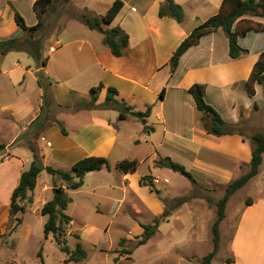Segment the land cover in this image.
Returning a JSON list of instances; mask_svg holds the SVG:
<instances>
[{
    "label": "crops",
    "instance_id": "0c3cea01",
    "mask_svg": "<svg viewBox=\"0 0 264 264\" xmlns=\"http://www.w3.org/2000/svg\"><path fill=\"white\" fill-rule=\"evenodd\" d=\"M35 1L0 0V41L27 36L28 32L16 22L15 12L18 11L25 18L28 26L37 24L39 18L34 10ZM114 1L107 2V9ZM123 1V8L110 26L108 25L109 28L119 25L129 34V45L121 56L113 54L105 43L103 32L91 29L72 17L65 19L60 23L59 28H56L58 38L55 43L50 44L47 54H44L47 58L44 65L25 50H15L0 55V99L10 100L1 104L0 108L8 110L12 122L21 125L19 132L14 134V141L10 144L23 148L9 152L10 144L0 143V146L9 153L0 159V205L3 206L0 216L2 226L0 235H4L12 227L11 221L14 216L11 214V195L19 184L22 172L28 170L33 161V153L28 141L17 142V139L34 125L35 121L37 123L33 130L32 141L40 150L45 165L69 170V167L71 168L76 161L84 157L105 156L109 159L110 165L101 170L117 169L122 172L121 184H117L118 188L125 187V181H129L132 188L143 192L144 187L140 185L142 174L138 167L144 158L124 157L122 160L137 159L139 164L134 171L119 170L117 164L122 160L114 162L111 157L117 148L124 146V134L111 118L96 114L109 108L104 106L109 86L118 90L116 99L124 100L135 110L145 111L148 105H152L148 125L149 119L157 114L161 121L159 125L162 126L165 135L164 140L159 144L151 142L153 139L150 132L151 130L155 132L156 128L150 125L148 137L132 135L128 137V141L136 145L151 142L154 156L155 154L159 156L158 161L169 156L175 161L188 165L187 155H197L196 152L201 150L208 152L213 150L216 153L214 155L223 157L222 162L212 163L201 158L200 154L197 155V160L199 164L206 166L209 172L218 174L230 172L233 174L234 169L241 168L242 153L246 156V162H250L251 141L241 134L209 133L204 127L205 118L209 116L197 108L188 89L194 83L206 84V100L214 107H217L216 102L208 99V91L211 90L212 85L218 88V92L221 90L224 97L228 88L230 90L233 88L232 91L244 88L243 92L246 93L245 84L261 53L264 52V31L250 30L246 35L239 36V44L247 48L248 53L237 58L229 54V39L225 31L222 28L212 31L181 56L179 65L172 72L170 59L177 47L195 27L218 13L222 9L224 0H176L185 11L182 22L172 16L159 14L166 0ZM82 8L94 11L85 5ZM241 19L264 23V16L246 14L237 20L235 29ZM51 46L55 49L52 50ZM11 55L12 62H7V58ZM39 71H43L50 81L49 92L53 102L51 105L61 108L56 120L63 122L67 133L63 132L56 120L52 124H46L50 119L49 116L43 117L42 121L38 119L44 103V89L38 83ZM29 81L35 83V89L30 95L20 96L19 90L25 89ZM101 82L104 86L98 94L97 106L77 110L80 105H86L91 101V88ZM260 86L264 88V83L255 84L254 99L257 98ZM162 90L164 97L160 96ZM148 95H151V100H147ZM255 103L258 104L257 101ZM231 104L234 111L237 110L231 123H238L243 117L240 112L250 111L248 107L250 105H244L236 98L231 99ZM80 114L87 116L83 115L81 118ZM143 131L146 129L143 128ZM173 136L177 137V140H174ZM41 140L46 143L42 144ZM173 150H181V152L175 153ZM40 176L41 174L35 189L28 192L33 196L34 201L39 199L40 192L50 189V186L45 184L40 191ZM103 186L97 184L92 189L97 190ZM108 187L110 190L115 188L113 185ZM51 190L50 198L47 196L44 199L42 207L53 197L54 186ZM152 205L155 210L158 208L157 212L163 209V205L161 206L156 200ZM247 207L241 217L240 227L232 235L229 258L233 261L223 260L220 264H264V195ZM164 212L165 209L161 214ZM141 232H143L142 226Z\"/></svg>",
    "mask_w": 264,
    "mask_h": 264
},
{
    "label": "rangeland",
    "instance_id": "374dc122",
    "mask_svg": "<svg viewBox=\"0 0 264 264\" xmlns=\"http://www.w3.org/2000/svg\"><path fill=\"white\" fill-rule=\"evenodd\" d=\"M108 1L71 0L64 4L63 0H58L57 9L46 13L44 26L33 35L28 33L25 38L21 39L41 40L44 59V54H47L50 44L55 43L58 38L56 28H59L60 23L73 17L78 11L79 13L83 12L84 5L94 10L90 11L91 15L105 14L108 11L106 5ZM187 10L190 12L188 7ZM109 26L106 25L107 28ZM247 53L248 51L244 54ZM10 57L12 55L7 58V62H12ZM46 80L50 83L47 77ZM34 89L35 83L29 81L27 87L23 90L20 89L18 93L20 96L30 95ZM232 89L228 88L224 97L221 90L218 92V88L212 85L211 90L208 91V99L211 102H216L217 107H215L227 121L229 127L235 128V132L230 134H241L248 138L252 143L253 150L252 134L256 131L264 133V88L260 86L256 99L253 97L256 94V88L254 95L249 94L247 87L245 88L246 93L243 92L244 88L234 91ZM152 95L154 96V94ZM79 97L84 99L82 95ZM151 98V95L147 96V100H151ZM232 98L239 99L244 105H250L248 106L250 111L242 110L240 112L243 117L238 123H231L234 121V113L237 112L232 107ZM9 101L0 99V106ZM51 104L53 102L42 108L43 111L38 118L42 121L43 117L49 116L50 119L46 124H52L61 110L60 107ZM122 108L109 107L104 111L96 112L97 116L111 118V121L116 127L118 126L125 137L124 146L117 148L111 159L117 162L124 157L144 158L139 164L138 170L142 177L147 175L152 177L155 191L149 185H143L142 178L140 185L144 187L143 192L132 188L129 181H125L127 187L118 188L117 184H121L122 172L117 169L108 171L105 168L88 172L85 175L83 186L78 189H67L70 202L66 212L72 216L73 221L67 226L65 235L67 244L72 251L76 250L78 243L81 242L87 251V256L80 262L67 261L68 252L62 249L54 236L49 234L48 238L45 237L44 225L48 220V215L41 213L44 199L47 196L50 198L52 194L51 188H53L54 181L57 184H64V181L59 176L54 178L47 170H44L39 179L40 191L45 184L49 185L50 189L40 192L39 199H36L32 204L25 201L28 206L27 210L16 215L21 219V223L18 224L16 217H13L12 227L4 235H0V264H199L203 256L213 249L212 224L217 217V202L224 196L228 184L249 170L250 162H246L245 154L242 153L241 168L234 169L233 174L231 172L229 174L212 173L206 166L198 163L197 155L199 154L201 158L212 163L213 161L222 162L223 157L214 155L216 153L213 150L210 152L201 150L196 152L197 155H187L189 162L188 165L185 163L184 165L194 174L197 180L194 182L180 172L158 165L159 156L156 154L154 156L150 144L151 142L159 144L165 137L157 114L149 119V125L156 128L155 132L152 130L150 132L153 141L136 145L128 141V137L132 135L148 137V130L143 131L144 123L129 111H126L128 115L126 119H119L120 112L125 111L124 107ZM83 115L87 116V114H80L79 117L82 118ZM205 121L209 122L210 117H206ZM36 123L37 121L21 134L17 142L32 140ZM20 127V124L12 122L8 110L0 108V143H12L14 134L19 132ZM173 139L177 140V137L173 136ZM43 142L45 141L41 140L42 144ZM19 149L23 148L16 144H10L8 150L10 152ZM173 152L180 153L181 150H173ZM8 154V151L0 146V159ZM144 156L148 157L145 159ZM97 184L107 185V187L92 189ZM109 185H113L115 188L110 190ZM263 195L264 159L259 174L230 198L226 218L220 225V248L211 264L214 261L216 264H220L221 261L230 257L232 235L240 227L243 212L249 206L248 200L254 201ZM182 196L189 197V200L176 207L169 219L161 223L160 232L158 231L146 244L135 248V243L142 233L141 223L152 222L154 217L162 215L167 204L172 205L169 202L174 203L176 198ZM116 199L117 201H115ZM154 200L161 206L163 205L161 211L157 212L158 208L154 209L152 205ZM166 201L167 204H165ZM2 208L3 206L0 205V216H2ZM1 228L0 224V234ZM121 239H125L122 245L119 244ZM125 249H133V252L131 254L124 253Z\"/></svg>",
    "mask_w": 264,
    "mask_h": 264
},
{
    "label": "trees",
    "instance_id": "16d2710c",
    "mask_svg": "<svg viewBox=\"0 0 264 264\" xmlns=\"http://www.w3.org/2000/svg\"><path fill=\"white\" fill-rule=\"evenodd\" d=\"M58 0H36L34 3V10L38 15L39 21L37 24L28 26L25 18L18 12H15L16 22L24 28L29 34L33 35L36 31L40 30L45 24V15L48 11L56 10V4ZM71 0H63V3H68ZM124 6L123 0H115L110 6L108 11L103 15L90 14V10L85 8L83 12L79 11L72 17L80 20L91 29H96L104 33L105 43L111 49L114 55L121 56L124 49L129 45V34L119 25L107 28L106 25H110L121 9ZM159 14L161 16H172L179 22H182L185 18V11L183 6L176 0H166L165 4L160 8ZM246 14H255L264 16V0H224L222 9L210 16L207 20L195 27L192 32L180 43L170 59V66L172 72H174L179 65L181 56L193 45L200 42L201 38L219 28H222L229 39V54L233 58L240 57L246 53L248 49L243 48L239 44V36L246 35L250 30L264 31V23L252 22L249 20L241 19L239 21L237 29L234 28L235 23L242 16ZM244 23L243 25L240 23ZM25 50L29 51L31 55L41 64H45L47 58L42 57V41L35 39H20L17 37L9 38L0 41V55H5L10 51ZM259 82L264 83V52L261 53L258 61L256 62L250 78L246 83L247 90L250 95L255 94V84ZM38 83L44 89L43 94V108L52 102L49 85L43 71L38 72ZM104 84L101 82L99 85L94 86L90 90L91 101L86 105H80L81 108H94L98 99V94L103 88ZM188 92L193 96L197 108L210 117V121L205 123V128L209 133L216 135L230 134L235 132L234 127H229L227 121L223 118L220 112L206 100V84L194 83ZM118 90L115 87L109 86L107 90L106 100L104 105L110 108L124 107L125 111L120 112V119L127 118L126 111H129L134 116L141 119L144 123V128L149 130L148 117L151 115L152 106H148L145 111L135 110L132 105H128L124 100L121 102L116 99ZM161 97H164V90H162ZM122 104V106H119ZM124 105V106H123ZM123 109V108H122ZM38 120V119H37ZM41 120V119H39ZM61 125L64 133L67 130L62 121L56 120ZM36 122V121H35ZM252 141L254 144L252 150V157L249 163V170L237 179L230 182L226 188L224 196L217 202V217L212 224L213 235V249L203 256L199 264H211L213 258L217 254L220 248V225L227 215V205L235 192L244 187L250 182L252 178L257 176L260 172L261 165L264 159V133L256 131L252 134ZM28 145L33 153V161L28 170L22 172L19 184L15 187L11 195V214L16 217L19 212H25L27 205L34 202L32 195H29L30 190H34L37 185V180L42 171L47 170L51 175L56 178L59 176L64 184H57L54 181L53 197L48 200L42 207L41 213L48 215V220L44 225L45 237L48 238L49 234H52L56 242L62 247L63 250L68 252L69 257L67 261L75 260L77 262L82 261L87 256V251L84 249L81 242L78 243L76 250H71L67 244V238L65 237L67 232V226L72 222V217L66 212L70 197L68 196L67 189H78L84 185L85 175L88 172L101 170L103 167H109V159L105 156H87L76 161L70 170L57 169L51 165H45L43 162V156L36 144L29 139ZM139 161L137 159H124L117 164V168L123 172L134 171L137 169ZM159 166L168 167L174 171L180 172L194 182L196 178L194 174L186 168V166L178 161L173 160L171 157H163L158 161ZM152 177L143 176L141 183L143 185H149L152 190L155 188L152 184ZM159 192V190L156 189ZM189 197L182 196L175 199L172 205L167 204L165 212L156 216L152 222L141 223L143 232L135 243V248L143 244H146L159 230V227L163 221H167L171 216L173 210L187 202ZM253 203L252 199L248 200L249 205ZM18 224L21 223V219L16 217ZM125 239H121L119 244ZM124 253L131 254L133 249H125ZM232 258H228L227 262H232ZM43 264V263H42Z\"/></svg>",
    "mask_w": 264,
    "mask_h": 264
},
{
    "label": "built area",
    "instance_id": "2783aa9c",
    "mask_svg": "<svg viewBox=\"0 0 264 264\" xmlns=\"http://www.w3.org/2000/svg\"><path fill=\"white\" fill-rule=\"evenodd\" d=\"M51 49H52V50H54V49H55V47H54V46H51Z\"/></svg>",
    "mask_w": 264,
    "mask_h": 264
}]
</instances>
